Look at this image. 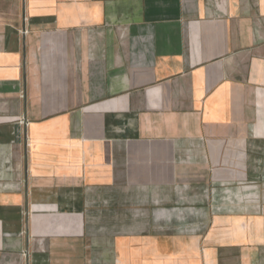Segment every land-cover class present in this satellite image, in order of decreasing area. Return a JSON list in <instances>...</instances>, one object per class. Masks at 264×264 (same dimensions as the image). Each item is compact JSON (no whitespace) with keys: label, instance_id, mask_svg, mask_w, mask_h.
I'll use <instances>...</instances> for the list:
<instances>
[{"label":"crops","instance_id":"1","mask_svg":"<svg viewBox=\"0 0 264 264\" xmlns=\"http://www.w3.org/2000/svg\"><path fill=\"white\" fill-rule=\"evenodd\" d=\"M0 264H264V0H0Z\"/></svg>","mask_w":264,"mask_h":264}]
</instances>
